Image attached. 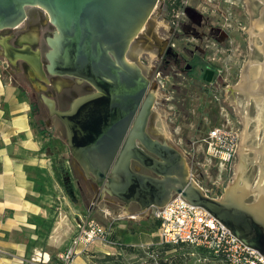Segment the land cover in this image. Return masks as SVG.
Returning a JSON list of instances; mask_svg holds the SVG:
<instances>
[{
    "label": "water",
    "instance_id": "obj_1",
    "mask_svg": "<svg viewBox=\"0 0 264 264\" xmlns=\"http://www.w3.org/2000/svg\"><path fill=\"white\" fill-rule=\"evenodd\" d=\"M158 2L0 0V59L10 69L22 63L32 89L42 93L40 99L50 117H56L64 127L74 172L102 188L101 196L117 200L129 216H134L162 208L178 194L264 257V211L259 208L263 185L250 190L239 186L238 177L219 198H210L190 177L180 150L165 137L159 142L145 132L153 114L155 85L149 90L150 80L127 53ZM28 7L45 10L55 27L46 37L45 63L35 48L36 33L19 38L14 34L24 22ZM48 77L85 81L95 92L75 100L69 111L60 112L44 94ZM130 124L133 128L128 130ZM135 140L146 152L136 146ZM131 161L137 164L134 169ZM140 168L153 176L139 173ZM131 204L136 206L134 213L128 210ZM262 205L264 208V197Z\"/></svg>",
    "mask_w": 264,
    "mask_h": 264
},
{
    "label": "rangeland",
    "instance_id": "obj_2",
    "mask_svg": "<svg viewBox=\"0 0 264 264\" xmlns=\"http://www.w3.org/2000/svg\"><path fill=\"white\" fill-rule=\"evenodd\" d=\"M227 4L225 15L208 22L209 27L205 28V30L213 31L214 39L221 42L223 47L213 50V54H211V58L214 57V54L218 56L219 67L217 68L220 71L218 83L214 84L207 93L202 90L203 84L190 88L186 82L180 84L177 83L178 80H174V85L171 88H180V95L175 94L176 106L169 104L168 107H161V109L156 107L154 111L156 116L153 118V126L157 133L173 142L183 154L190 177L201 188L209 190L211 195L214 194V191H218L217 197L214 198H219L227 185L232 184L238 177L239 186H246L250 190H253L256 185L262 186L264 183V109L260 116L257 106V103H261L260 97H262V91L257 92L260 84L252 85L253 90L256 91L253 98L250 96L245 98L244 93L234 90L241 81L242 71L246 64H251L252 81L258 79L264 81V44L260 37L261 31L264 30V0H231V3ZM189 6L191 15L193 8L199 9V6L196 7V2ZM154 14H156V10ZM162 24H164L162 17L154 18L149 23V30L151 28L156 33ZM183 28L187 31L186 35H192L193 38L191 40L189 37L191 40L189 44L194 45V47H190V50L203 52L202 44H200L204 41L203 26L201 27L198 22L195 24L192 19H189L186 20ZM194 29L199 30V33H194ZM208 45L212 46L213 44ZM147 51L146 46L137 41L131 52V57L136 58L144 70H148L154 60V54L150 53V57H148ZM207 58L209 59L210 56L208 55ZM7 72L14 78L12 70L8 67ZM15 82L23 87L26 94H30L25 81L21 79L19 82L17 79ZM160 85L162 86L164 83L161 82ZM262 86L264 89V83ZM161 91L160 89L156 91L159 99L163 97ZM31 113L37 129H43L42 120L38 119L33 111ZM246 119H248L247 124ZM216 128L225 129L237 136V152L230 166L221 167L215 162H205L201 158L202 155L197 154V151H195L197 157L191 158V142L201 140L209 131ZM243 134L247 136L244 142V148L247 147L245 148L247 151L244 153V171L238 173L237 167L241 164L239 153ZM51 142V145L56 149V155L60 157L63 154L64 158H67L69 150L65 145L63 132ZM66 190L59 185L54 204L61 205V207L63 205V211L66 212L70 221L76 224L79 217L91 213L92 218L103 227L108 228L112 225L114 241L126 243V240H130L135 245L133 248L144 256L142 257L140 253L125 254L126 250H121L119 247L96 243L89 248L88 255L91 258V264H145L148 258L147 249L163 244L159 229L154 228L155 221L151 218L150 212L145 215L129 216L118 207H115L113 211L109 210L104 203L94 207L93 194L88 193L87 197L85 195L78 196L76 188L73 197L77 201L73 202L74 200L68 197ZM250 201L249 198L247 202ZM118 251L122 252L121 256L117 255ZM105 252H108L109 255H105ZM187 256L186 264H217L211 260L204 261L203 257L192 248L187 249ZM83 262L84 258L78 257L74 264Z\"/></svg>",
    "mask_w": 264,
    "mask_h": 264
},
{
    "label": "flooded vegetation",
    "instance_id": "obj_3",
    "mask_svg": "<svg viewBox=\"0 0 264 264\" xmlns=\"http://www.w3.org/2000/svg\"><path fill=\"white\" fill-rule=\"evenodd\" d=\"M195 2L196 7L199 6V9L193 8L191 15L189 5L192 6ZM227 3H231V0H159L155 8L156 14H154V10L145 26L146 28L141 31L142 34L140 33L137 38V41L142 42L143 45L146 46L148 50L146 55L148 57H150V53L154 54V60L148 70L142 68L144 75L150 80L149 90H152V86L155 85V98L152 106L153 114L149 117L145 129V132L151 139L163 142L162 139H164V137L159 135L153 126V118L156 116L154 111L156 107L161 109V107H168L169 104L176 106L177 100H175V94L177 96L180 95V88H171L174 85V80H178L177 83L180 84L186 82L190 88L203 84L202 90L207 93L214 84L218 83V79L220 78V71L217 68L219 67V62L217 60L218 56L214 54V57L211 58V54H213V50L223 47L221 42L214 39L215 36L213 35V31L205 30V28L209 27L208 22L223 17V14L225 15V10L228 8ZM159 17H162L164 24L160 25V28L155 33L151 28L149 30V23H151L154 18L159 19ZM189 19H192L195 24L198 22L201 27L203 26L204 41L200 42V44H202L201 47H203V52L199 50H190V47H194V45L189 44L193 38L192 35L187 36V31L183 28L184 23ZM54 31L55 27L51 24L45 10L39 7H28L26 8V18L24 22L15 30L14 34L19 38L23 34L36 33L38 35V42L35 48L40 51L42 62L45 63L46 60L44 55L48 51L46 37L51 36ZM198 31L199 30L194 29V33ZM189 37H191V40ZM137 41L131 44L127 53L128 59L132 58L131 52ZM13 42L14 39L12 40V43ZM210 43L213 45H208ZM208 55L210 56L209 59L207 58ZM132 60L139 64L136 58L133 57ZM10 70L13 72L12 75L14 74L13 76L15 79L11 77L15 81L18 79L20 82L22 79L27 83L30 92V94L27 95L31 103V111H33L35 116L41 119L44 124V128L40 129L43 130L45 134L43 138L51 144V141L58 138L63 132V139L66 145L63 125L56 117H50L46 106L40 99L42 93L35 92L32 89L31 84L26 78L22 63H19L18 68H11ZM64 79L65 80H60L57 77H48L49 84L46 85V91L44 93L45 96L47 95V97L54 101L56 110L60 112L69 111L75 100L95 92L93 87L85 81L76 82L74 78L70 77H65ZM161 82L164 83V85L161 86ZM158 89L162 90L161 95H163V97L161 99H159L156 94ZM132 128L133 125L130 124L128 130ZM128 134L129 131L122 141V147L126 145ZM167 142L178 149L170 140H167ZM135 144L139 149L146 152L139 140H135ZM66 161L69 166L67 167V171H64L65 176L63 178L64 185L68 191H71L74 195V190L76 188L78 196L85 195L86 197L88 193H92L94 207L104 203L109 210L113 211L115 207H118L125 211L117 200L113 199V201H111L108 196H101L102 188L95 186L90 180L84 179L74 172L73 159L70 157L69 152ZM135 167H137V164L131 161V168L134 169ZM139 173L153 176L151 172L143 168L139 169ZM128 210L134 213L136 206L131 204ZM149 212L151 214V209L146 213Z\"/></svg>",
    "mask_w": 264,
    "mask_h": 264
},
{
    "label": "crops",
    "instance_id": "obj_4",
    "mask_svg": "<svg viewBox=\"0 0 264 264\" xmlns=\"http://www.w3.org/2000/svg\"><path fill=\"white\" fill-rule=\"evenodd\" d=\"M31 112L28 95L0 59V250L8 253L0 254V264L52 262L75 231L63 205L54 204L59 185L67 189L63 177L69 165L35 132ZM124 244L135 246L130 240ZM89 253L79 256L82 264H91Z\"/></svg>",
    "mask_w": 264,
    "mask_h": 264
},
{
    "label": "built area",
    "instance_id": "obj_5",
    "mask_svg": "<svg viewBox=\"0 0 264 264\" xmlns=\"http://www.w3.org/2000/svg\"><path fill=\"white\" fill-rule=\"evenodd\" d=\"M237 145L236 134L216 128L201 140H193L190 154L193 159L197 151L205 162H215L221 167L230 166L235 158ZM202 191L210 198L217 197L218 194L217 190L213 195L207 189L202 188ZM151 218L159 223L162 243L183 244L196 250L220 254L229 264H264V257L256 250L242 244L208 212L189 204L178 194H174L164 207L152 208ZM96 243L111 246L117 244L112 238V225L103 227L92 218L91 213H87L79 217L69 246L57 253L52 262L30 264H74L77 257L85 255L90 246ZM0 254L8 255L1 250Z\"/></svg>",
    "mask_w": 264,
    "mask_h": 264
},
{
    "label": "trees",
    "instance_id": "obj_6",
    "mask_svg": "<svg viewBox=\"0 0 264 264\" xmlns=\"http://www.w3.org/2000/svg\"><path fill=\"white\" fill-rule=\"evenodd\" d=\"M33 128L35 132L38 133L40 136H45L43 130H38L35 124L33 125ZM56 179L59 181V183H61L58 175L56 176ZM154 228H156L157 230L159 229V223L156 221L154 222ZM122 234H124V232H122ZM116 242L117 244L115 245V247H119V249L121 250H126L124 252L128 254L140 253L142 257H144L140 251L134 249L133 247L126 246L123 242L120 241ZM188 248L190 247L183 244L171 245L163 243L161 246H152L146 251L148 258L145 264H186L188 262ZM196 253L202 256L204 261L211 260L215 261L217 264H229L225 260V258L220 254L215 255L210 251H204L202 249H197Z\"/></svg>",
    "mask_w": 264,
    "mask_h": 264
},
{
    "label": "bare ground",
    "instance_id": "obj_7",
    "mask_svg": "<svg viewBox=\"0 0 264 264\" xmlns=\"http://www.w3.org/2000/svg\"><path fill=\"white\" fill-rule=\"evenodd\" d=\"M260 37H261V39H262V41H263V44H264V30H262L261 31V33H260ZM263 50H264V46H263ZM252 67H251V64H246L245 66H244V69H243V71H242V76H241V81H240V83L234 88V90L235 91H237V92H242V93H244L246 96H245V98L246 97H251V98H253V95H254V92H256L255 90H253V88H252V85L253 84H260V86L258 87V89L259 90H257V92L258 91H262L261 93H262V97H260V100H261V103H257V106H258V111H259V115L260 116H262V113H263V109H264V89H263V83H264V81L263 80H260V79H258V80H251V78H252V69H251ZM254 82V83H253ZM254 87V86H253ZM257 94V93H256ZM257 96V95H256ZM260 96V95H259ZM258 96V97H259ZM249 101V100H248ZM246 124L248 123V119H246ZM261 124V123H260ZM247 138V136H245L244 134L242 135V147L240 148V153H239V155H240V162H241V164H240V166H238L237 167V170L238 171H241V170H243V165H244V160H245V154L244 153H246V151H247V149H245V148H247V147H245L244 148V142H245V139ZM244 171V170H243ZM238 173H240V172H238ZM259 194H260V196H261V198H260V204H259V208L261 209V211L263 210L264 211V208H263V197H264V183H263V189L261 190V189H259Z\"/></svg>",
    "mask_w": 264,
    "mask_h": 264
}]
</instances>
